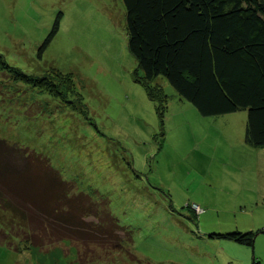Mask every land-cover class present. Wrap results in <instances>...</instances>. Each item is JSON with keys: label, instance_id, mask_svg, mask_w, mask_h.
<instances>
[{"label": "rangeland", "instance_id": "obj_1", "mask_svg": "<svg viewBox=\"0 0 264 264\" xmlns=\"http://www.w3.org/2000/svg\"><path fill=\"white\" fill-rule=\"evenodd\" d=\"M0 53L33 75L73 76L74 93L57 82L61 99L0 74V137L108 199L132 232L125 251L88 264H264V148L245 142L247 112L204 117L164 77L153 83L168 97L160 111L128 49L122 0H0ZM233 231L254 232V246L213 236ZM0 264L81 263L68 241L17 251L0 240Z\"/></svg>", "mask_w": 264, "mask_h": 264}, {"label": "trees", "instance_id": "obj_2", "mask_svg": "<svg viewBox=\"0 0 264 264\" xmlns=\"http://www.w3.org/2000/svg\"><path fill=\"white\" fill-rule=\"evenodd\" d=\"M122 1L128 49L159 110L168 97L153 83L164 77L204 117L246 111L245 142L264 148V0ZM58 23L59 19L39 48V58ZM0 74L7 82L39 87L56 98L66 96L55 89L57 82L67 94L75 91L72 74L53 69L33 75L11 66L1 53ZM36 115L45 114L42 110L30 116ZM109 207V200L98 192H83L66 180L45 155L0 137V221L7 225L6 231L0 230L3 243L17 251H47L68 241L81 264L106 259L134 242L132 232L120 225ZM213 236L248 246L255 243L252 231Z\"/></svg>", "mask_w": 264, "mask_h": 264}, {"label": "built area", "instance_id": "obj_3", "mask_svg": "<svg viewBox=\"0 0 264 264\" xmlns=\"http://www.w3.org/2000/svg\"><path fill=\"white\" fill-rule=\"evenodd\" d=\"M194 208H195L196 210H198V212H200V211H201L200 207H199V206H197V205H194Z\"/></svg>", "mask_w": 264, "mask_h": 264}]
</instances>
